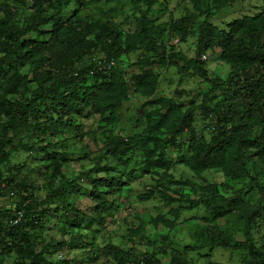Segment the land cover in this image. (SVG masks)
<instances>
[{"label":"trees","instance_id":"obj_1","mask_svg":"<svg viewBox=\"0 0 264 264\" xmlns=\"http://www.w3.org/2000/svg\"><path fill=\"white\" fill-rule=\"evenodd\" d=\"M101 1H0V200L12 201L10 208L0 207V264L10 255L15 256L13 264H52L51 257L65 246L86 253L85 264H97L100 259L101 264H192L188 253L212 264V254L218 249L240 254V264H264V246L254 239L264 226V0H259L261 5L253 14H243L223 26L210 20L250 0H190L192 13L164 25L147 17L157 0H126L145 7L135 9L140 15L129 35L111 20L85 14ZM168 33L192 37L194 56L169 49ZM137 51L142 59L120 61ZM97 54L101 57L92 60ZM209 56L228 67L226 79L210 75ZM24 69L34 73L37 88L30 87L27 76L20 73ZM165 70L174 71L178 78L170 95L158 94ZM190 79L202 86L188 90ZM132 97L145 100L140 106L143 116L135 113L131 134L116 132L122 108ZM76 116H93L97 128L84 131L81 123L75 125ZM22 130L32 132L34 140L21 139L25 143L12 145ZM63 131H71L73 137L48 141ZM84 139L101 141V148L89 159L91 167L70 180L62 168L71 153L57 147L78 145ZM19 150L30 156V162L37 161L36 167L11 165L12 155ZM168 151L178 153L176 160L167 157ZM177 165L197 179L205 172L223 176L222 182L205 186L180 182L182 188L192 190V197H181V207L171 210L173 217L179 219L184 211L197 209L210 215L201 225L190 226L192 244L183 253L165 245L173 224L162 215L154 220V229L162 225L169 235L156 240L141 224L128 227L129 248L110 239L100 248L96 237L105 239L104 234L95 231L85 239L62 224L76 211L67 200L66 188L84 179L92 183L88 200L97 213L93 222L104 230L108 223L103 215H112V196L121 199L125 188L131 189L143 175L158 176L159 198L171 204L175 185L169 172ZM24 168L37 171L42 187L35 185L34 178L20 176ZM149 192L136 201L149 200L155 193ZM134 197V192H127V204ZM17 212L22 213L19 222L10 225ZM220 220L228 224L235 220L239 225L231 231L220 227ZM52 221L58 232L70 238H51L41 246L43 232ZM240 232L244 241L235 239ZM158 244L155 252L143 248ZM59 264L73 262L64 259Z\"/></svg>","mask_w":264,"mask_h":264},{"label":"rangeland","instance_id":"obj_2","mask_svg":"<svg viewBox=\"0 0 264 264\" xmlns=\"http://www.w3.org/2000/svg\"><path fill=\"white\" fill-rule=\"evenodd\" d=\"M3 1V0H0ZM156 5L152 8V12L147 14L148 19L153 21V23L156 24H165L168 23L171 19H179L180 17L184 16L186 13H192V6L190 3V0H157ZM259 5H261L259 0H250L246 2H241L240 5H234L231 6L229 9H225L220 13H216L212 19L210 20L211 23L223 26L225 23L232 21L233 19L239 18L243 14H253V9L259 8ZM137 7H141L142 10H145V7L143 4H133L129 3L126 0H121L120 2H114V3H107L105 0H102L95 6L89 8L86 10L85 14L91 15L93 18H101L104 20H111L113 23L118 26L123 34L129 35L132 34L136 29V23L139 19L140 12H136L135 9ZM179 34L174 33H168L166 35L167 43L169 49L175 48L177 51L183 52L187 57L191 58L194 56V43L195 40L192 39V37H187L186 39L181 38L178 36ZM1 57V55H0ZM101 57L100 54L94 55L91 59H99ZM143 58V54L140 51H137L135 53H129L128 56H124L120 59L122 63L128 62V63H134L140 59ZM207 69L210 73V75H216L220 79H226L227 73H228V67L223 65L222 63L214 61L210 56L209 60L207 61ZM42 71V70H41ZM163 71V70H159ZM22 75L27 76V80L30 83V87L37 88L38 86L34 83V73L32 71H29L27 69H24L20 72ZM36 75V74H35ZM195 80L190 79V84L187 86L188 90H194L196 88H200L202 85H198L194 83ZM178 82V78L175 76L174 71L172 70H165V72H162L160 83H159V89L158 94L162 95H170L174 92L176 89V84ZM194 83V84H192ZM204 86V85H203ZM144 99H140L137 97H132L131 101L129 103L124 104L122 108V121L117 126L116 132L121 131L129 132L130 133V126H132L133 121L135 120V113H140L141 116H143V113L141 114L140 106L142 103H144ZM87 115V114H86ZM3 121V117L1 119ZM75 121V125L78 126L79 123L82 124L84 131H94L97 126L94 124L96 118L93 116H87V117H78L76 116L73 118ZM84 126L86 128H84ZM199 129H201V126H199ZM22 133V134H21ZM19 136H15L12 139V145H18L19 143H25L21 142V139H27L26 141H32L34 140L35 136L32 134V132L27 130H22L19 132ZM99 132L95 133V136L98 137ZM131 134V133H130ZM57 136H51L48 141L51 143H55L57 140H66L70 139V137H73L72 132H61V134H58ZM101 141H94L93 139H84L83 143H80L78 145H75L73 143L67 144L66 148L62 149L57 147L58 150H67L69 149L71 153L70 154V160L66 163V165H63V171L65 172V176L69 178L70 180L76 179V177L82 173L83 171L89 169L91 167V164L88 162L90 158L96 156V153L98 149L101 148ZM39 146V145H38ZM41 146V145H40ZM72 146V147H71ZM85 152V155H87L88 160L83 159V153ZM185 152L183 151V155ZM178 156V153L176 151H168L167 157L173 160H176V157ZM30 156L27 155V153L19 150L18 152L14 153L12 155V158L10 159L11 165H17V164H26L27 167H36L37 161L33 160V162H30ZM47 162V160H46ZM40 164H42L40 162ZM21 174V175H20ZM19 175H26L30 176L33 180L35 185L37 187H42V179L39 177V174H37V171H32V169H23L21 170V173ZM169 175H172V182L171 185H175V193L171 194V197L174 199V202L171 204L163 202L164 198H159L158 190L155 185H158L156 183L158 176L153 175H143L140 181H137L133 184V187L131 189L125 188V192L130 195L132 192L136 194V197L132 203L127 204L128 199H126V193L123 194L122 198L119 199L116 195L112 196L111 203L109 208L111 209L110 212L112 213L111 216L103 215V219L106 220V229L104 230L99 226V224H96L93 222V219L97 218V213L95 212V205L91 203L88 200V194L91 191L92 183L89 180H80L79 182L73 183L71 186L66 188V193L68 194L67 200L69 203L73 205V209L78 211L71 212L69 214V218L63 220L62 224H66L71 229V233L77 236L79 235H85V239H90V235L94 234L95 231L100 232V234L105 235V239H101L98 235L96 237V243L98 247H102L103 243L105 244L108 239L112 241V243L120 246V247H126L129 248L130 244L127 243L126 240V230L125 228L133 227L135 228L139 224H141L144 227V230L147 232H151V238L159 239L160 236H163L168 231L166 228L164 229L162 225L159 226L158 231L154 229V220L157 218V215H162L165 219L172 222V233L170 232V236L168 242L165 243L166 246L183 253L184 248L188 245L192 244L191 239V228L190 226L195 224H202L203 220L207 217H210L208 213H206L203 209H197L192 211H184L179 215V219H175L173 217L172 209H178L181 206L182 196H185L186 194H189L190 197H192V193L189 187L182 188L180 182H189L191 185H200L205 186L207 184L212 183H219L223 181V176L221 174H215L214 172H205L202 177H199L198 179L195 178V176L188 170H186L182 166H175L172 168V170L169 172ZM208 182V183H207ZM60 181L56 183V185H59ZM169 185V184H167ZM238 188V186L236 187ZM152 191V195L149 198V200L143 199L142 203H138L136 200L138 197L143 196L145 197L146 194L150 193L148 190ZM154 189V190H153ZM197 194L200 193L199 189H194ZM40 195H45L44 191L39 192ZM251 200H254L255 197L252 196V194L248 195ZM141 197V198H143ZM12 201L10 200H0V207L5 206L7 207ZM121 204V205H120ZM114 210L116 213H114ZM220 227H229L231 231H233V228L237 227L239 223L237 221L231 220V222L228 224L225 220H220L219 222ZM61 224V225H62ZM54 226H56V221H52L50 224L47 225L43 232L42 236V244L41 246L48 244V241L51 238H54L58 241L68 240L70 238L69 234H61L58 232L57 228L55 229ZM60 227V226H59ZM87 227V228H86ZM261 229H259L258 232L254 233V239L256 240L257 244L259 246H264V226H260ZM52 229V230H51ZM84 229H89L88 231ZM147 235V233H145ZM235 239L238 241H244V238L242 237V233H236ZM137 242V241H135ZM39 245V246H40ZM163 245V244H162ZM160 244L157 246H144L147 251L149 252H155L156 247H159ZM41 249V247H40ZM58 252H63L64 259L69 262H73V264H85L86 262V253H83L81 249H78L76 251L69 250L67 246H65L64 250H58ZM55 255V254H54ZM14 255H10L6 259L5 264H13L14 262ZM52 258V257H51ZM188 259L192 261V264H209L207 260L198 257V255L193 253H188ZM242 259V256L240 254L226 252L223 250H216L212 254L211 263L212 264H240ZM167 262V261H166ZM102 259H100L97 264H101Z\"/></svg>","mask_w":264,"mask_h":264},{"label":"built area","instance_id":"obj_3","mask_svg":"<svg viewBox=\"0 0 264 264\" xmlns=\"http://www.w3.org/2000/svg\"><path fill=\"white\" fill-rule=\"evenodd\" d=\"M201 59L202 60H205L206 57L205 56H202ZM9 196H13V193H9ZM7 208H10V206L8 205ZM21 216H22V213L21 212H17L15 218L9 220V224L10 225L17 224L19 222ZM62 260H64V256H63V254L59 253V254L55 255V257L52 259V262L51 261L50 262L52 264H55V263H58L59 264V262H61ZM18 264H29V263H18Z\"/></svg>","mask_w":264,"mask_h":264},{"label":"clouds","instance_id":"obj_4","mask_svg":"<svg viewBox=\"0 0 264 264\" xmlns=\"http://www.w3.org/2000/svg\"><path fill=\"white\" fill-rule=\"evenodd\" d=\"M201 58H202V57H201ZM59 253H60V252L56 253V255L59 254ZM61 254H63V252H61ZM63 256H64V254H63ZM54 257H55V255L52 256L51 260H52Z\"/></svg>","mask_w":264,"mask_h":264},{"label":"water","instance_id":"obj_5","mask_svg":"<svg viewBox=\"0 0 264 264\" xmlns=\"http://www.w3.org/2000/svg\"><path fill=\"white\" fill-rule=\"evenodd\" d=\"M141 112V114H142V111H140Z\"/></svg>","mask_w":264,"mask_h":264}]
</instances>
